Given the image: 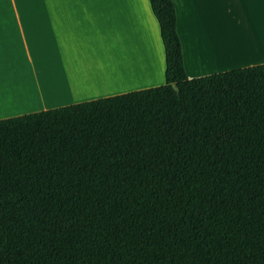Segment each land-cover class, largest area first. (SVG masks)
I'll return each instance as SVG.
<instances>
[{
  "label": "trees",
  "instance_id": "1",
  "mask_svg": "<svg viewBox=\"0 0 264 264\" xmlns=\"http://www.w3.org/2000/svg\"><path fill=\"white\" fill-rule=\"evenodd\" d=\"M0 120V264H264V64Z\"/></svg>",
  "mask_w": 264,
  "mask_h": 264
},
{
  "label": "crops",
  "instance_id": "2",
  "mask_svg": "<svg viewBox=\"0 0 264 264\" xmlns=\"http://www.w3.org/2000/svg\"><path fill=\"white\" fill-rule=\"evenodd\" d=\"M189 79L264 64V0H173ZM149 0H0V120L166 83Z\"/></svg>",
  "mask_w": 264,
  "mask_h": 264
}]
</instances>
